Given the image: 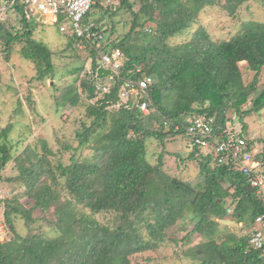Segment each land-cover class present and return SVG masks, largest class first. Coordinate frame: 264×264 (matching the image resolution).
Returning a JSON list of instances; mask_svg holds the SVG:
<instances>
[{
  "label": "trees",
  "instance_id": "obj_1",
  "mask_svg": "<svg viewBox=\"0 0 264 264\" xmlns=\"http://www.w3.org/2000/svg\"><path fill=\"white\" fill-rule=\"evenodd\" d=\"M5 1L14 4L6 11L9 18L0 21V61H8L19 47V55L34 64L38 81L55 78L52 50L34 39L43 17L31 16L22 0ZM114 1L115 11L129 12L132 24L124 36L108 42L107 24L101 20ZM138 2L137 11L131 0H112L106 8L97 4L92 13H103L90 17V11L83 17V23L93 24L95 38L67 37L66 48H88L92 71L104 54H122L109 94L97 88L108 78L89 81L80 64L55 99L56 105L85 108L74 134L76 147L67 143L55 152L37 138L17 152L10 141L14 125L0 128V175L12 166V175L0 176V185L7 186L0 197V223L13 235L0 242V264H135L139 255L161 254L167 240L175 257L194 264H264V245L257 249L251 243L255 221L264 216V197L250 183L253 175L264 174V138L253 157L258 171L249 175L231 159L219 164L212 150L203 152L190 140L187 154L197 172L184 180L164 168L165 147L176 135L186 136L193 118H214L210 143L217 145L213 142H221L220 131L227 129V112L243 123L244 116L264 110V88L256 94L264 70V20L240 19L233 36L215 42L201 19L215 7L239 18L252 2L262 10L264 0ZM229 22L226 26L233 27ZM184 36L185 41L170 43ZM144 76L152 78L144 96L146 113L133 100L109 110L118 102L122 83L136 84ZM24 102L34 109L28 96ZM248 103L250 110L243 112ZM16 105L13 113L24 115L22 101ZM151 139L162 149L154 165L146 145ZM64 154H70L68 163L61 161ZM176 157L181 165L182 155ZM101 214L110 217L107 224L96 219ZM179 232L185 235L178 237Z\"/></svg>",
  "mask_w": 264,
  "mask_h": 264
},
{
  "label": "rangeland",
  "instance_id": "obj_2",
  "mask_svg": "<svg viewBox=\"0 0 264 264\" xmlns=\"http://www.w3.org/2000/svg\"><path fill=\"white\" fill-rule=\"evenodd\" d=\"M134 4V11L139 8L138 0H131ZM5 0H0V4H3ZM254 4V5H253ZM117 1H114V7L108 12L99 9L94 10L93 13L89 14L90 17H97L100 13H103L102 24H107V32L105 37H108V42L118 39L120 36H124L131 28L132 17L125 9H118L115 11V6ZM250 10H244L239 18L233 17L229 18L228 15L221 11L219 8L211 9L207 14H203L201 18L206 24L208 33L215 42H221L227 40L233 36L239 29L240 19L248 20L250 18L260 17L264 20V8L260 10L256 3H251ZM10 15L3 14V20ZM222 20V24L219 25V21ZM233 27H227L226 24ZM49 20H47L48 22ZM86 21L88 19L86 17ZM227 21V22H226ZM151 26V24H147ZM59 23H53V25H48L45 22L38 23L37 29H35L34 39L43 44L45 47L50 48L53 52V64L55 78L47 77L42 81H38L37 70L29 61H26L19 55V50L17 47L11 52L8 61H0V128L5 126L6 123H12L14 125V135L10 140L13 143L14 150L19 152L28 144H33L37 138H41L46 141L50 146L53 147L54 151L57 152L59 149L62 151L64 144H70L73 147L77 146L75 142V131L79 128L81 122L84 120L85 108L78 106L77 108L63 107L62 105H56L55 99L60 97L64 88H66L73 81V73L80 64H84L86 69L85 72L88 75L89 81H94L93 74H89L88 70H91V57L88 52V48L84 45L78 44L76 48L73 46L66 48L67 37L69 35L60 33L58 30ZM68 30L70 26L66 27ZM113 29V34L109 30ZM187 39L184 37L171 38L170 43L177 44L178 42L185 41ZM106 40V39H104ZM92 71V70H91ZM94 71H92L93 73ZM97 73V71H96ZM98 76V75H97ZM105 78V77H103ZM262 79L258 83V91L256 94L264 88V70L262 74ZM108 80L105 81L107 83ZM248 81H251L248 80ZM248 83V82H247ZM80 86V83H77ZM76 85V89H77ZM54 86V88H53ZM28 96L32 102H35L34 109L29 110L26 107L24 100ZM22 101V106L24 107L25 114H14L13 110L16 108V101ZM96 100H93L95 102ZM250 103L246 104L242 111L246 112L250 110ZM109 110H113L109 107ZM229 122L227 123V128L229 131H233L235 135H240L246 139H250L254 143L253 155L260 153L259 146L262 147L261 140L264 138V110L259 114H251L244 116L243 123L241 117H237L234 112L229 111L226 114ZM245 125V127H243ZM18 139L24 140V142L18 141ZM188 136L176 135L175 139L167 146L166 152L169 153L165 157V170L173 175H181L184 180L192 177L197 170L193 167L194 161L189 159L188 154L190 149L186 142L189 141ZM61 143L62 145L58 144ZM147 151L149 155V161L154 165L157 160L158 154L161 152V146L157 140L151 139L146 143ZM21 152V151H20ZM182 155V164L179 165L180 160L176 156ZM70 154H64L61 161L64 163L69 162ZM193 162V163H192ZM195 165V164H194ZM177 166H180L177 169ZM12 166H8L2 171L1 177L7 175H12ZM7 186L5 184L0 185V197L4 198L3 191ZM10 189V188H9ZM23 202H26L25 200ZM1 211V209H0ZM108 216V215H107ZM110 219V217L108 216ZM106 215H97L96 219L102 223L107 224L109 219ZM2 218L0 215V222ZM235 226V224H232ZM241 226V225H239ZM235 227H232L234 229ZM249 231V230H248ZM173 229L167 231L168 237L171 238ZM247 231H244L245 233ZM185 235L184 232H179L178 237ZM13 238L11 232L7 231L3 224L0 223V242L9 241ZM195 242H193L194 244ZM165 249L161 251V254L157 253H145L139 255L134 259L135 264H148L147 258H156L154 263L149 264H194L187 260L177 258L173 255L174 245L168 240L165 242ZM191 245V244H190Z\"/></svg>",
  "mask_w": 264,
  "mask_h": 264
},
{
  "label": "built area",
  "instance_id": "obj_3",
  "mask_svg": "<svg viewBox=\"0 0 264 264\" xmlns=\"http://www.w3.org/2000/svg\"><path fill=\"white\" fill-rule=\"evenodd\" d=\"M26 10L30 15H38L41 17L49 18L48 24L51 22L59 23V32L77 38L92 40L96 34L91 29L93 24L83 23V17L89 13L95 5L105 6L112 4V0H22ZM14 1L6 4H0V21L3 20L2 15L12 7ZM70 26L68 30L66 27ZM122 54L119 50H114L110 53L104 54L98 60L97 67L92 73L88 70L89 74H93L94 79L99 78L96 71L98 69L108 70L110 74L107 76L108 83L104 86L98 85L97 88L101 92L110 93V82L113 81V75L118 74L121 67ZM152 84V78L144 76L139 79L136 84L122 83L119 86L118 102L112 106L113 110H118L120 107H127L130 101H135L139 105V109L146 113L147 102L144 100L147 89ZM215 120L212 117L198 116L190 121V126L186 128L185 135L188 136L192 143V147L202 150L203 152H210L217 158L219 164H224L227 160L236 161L238 166L244 174H251L253 171H258V162L253 161V151L250 144L245 138L240 135H235L233 131L228 128L220 131L222 141L213 142L217 145H211L210 135L213 133ZM178 126L175 130H178ZM251 186L255 189V193L264 197V174L257 173L250 179ZM256 227L252 244L255 248L260 249L264 245V216H260L255 221Z\"/></svg>",
  "mask_w": 264,
  "mask_h": 264
},
{
  "label": "water",
  "instance_id": "obj_4",
  "mask_svg": "<svg viewBox=\"0 0 264 264\" xmlns=\"http://www.w3.org/2000/svg\"><path fill=\"white\" fill-rule=\"evenodd\" d=\"M109 74H110V72L108 70H103V69H98L97 70V75H98L99 78L107 77ZM219 202L220 201H218V203Z\"/></svg>",
  "mask_w": 264,
  "mask_h": 264
},
{
  "label": "clouds",
  "instance_id": "obj_5",
  "mask_svg": "<svg viewBox=\"0 0 264 264\" xmlns=\"http://www.w3.org/2000/svg\"><path fill=\"white\" fill-rule=\"evenodd\" d=\"M32 16V15H31ZM46 24H48V23H46ZM49 25V24H48ZM59 28V27H58ZM244 138V137H243ZM246 139V138H245ZM247 140V142L250 144V146H251V149H252V151H253V149H254V143H253V141L252 140H250V139H246ZM250 141V142H249ZM252 146H253V148H252ZM213 152V151H212ZM254 152V151H253ZM252 152V153H253ZM261 152V151H260ZM213 154V153H212Z\"/></svg>",
  "mask_w": 264,
  "mask_h": 264
},
{
  "label": "crops",
  "instance_id": "obj_6",
  "mask_svg": "<svg viewBox=\"0 0 264 264\" xmlns=\"http://www.w3.org/2000/svg\"><path fill=\"white\" fill-rule=\"evenodd\" d=\"M38 17V16H37ZM38 18H42L41 16H39ZM44 21L43 22H45V23H47V20H49V18L47 17V20L45 19V17H43L42 18ZM49 25H51V22L49 23ZM261 146V145H260ZM259 146V149H261L262 147H260ZM252 148H253V146H252Z\"/></svg>",
  "mask_w": 264,
  "mask_h": 264
}]
</instances>
